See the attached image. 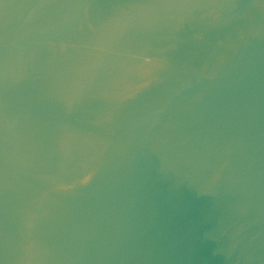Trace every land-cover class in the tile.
<instances>
[{
    "label": "water",
    "instance_id": "1",
    "mask_svg": "<svg viewBox=\"0 0 264 264\" xmlns=\"http://www.w3.org/2000/svg\"><path fill=\"white\" fill-rule=\"evenodd\" d=\"M0 264H264V0H0Z\"/></svg>",
    "mask_w": 264,
    "mask_h": 264
}]
</instances>
